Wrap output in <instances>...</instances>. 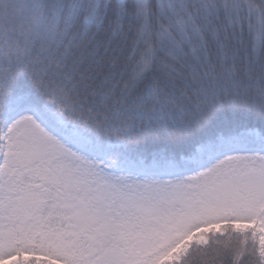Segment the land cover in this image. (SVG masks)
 <instances>
[{"label":"snow or ice","instance_id":"obj_1","mask_svg":"<svg viewBox=\"0 0 264 264\" xmlns=\"http://www.w3.org/2000/svg\"><path fill=\"white\" fill-rule=\"evenodd\" d=\"M0 264H264V0H0Z\"/></svg>","mask_w":264,"mask_h":264}]
</instances>
